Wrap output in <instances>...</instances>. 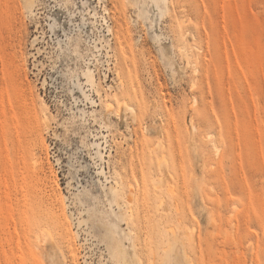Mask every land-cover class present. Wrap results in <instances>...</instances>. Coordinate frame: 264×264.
I'll list each match as a JSON object with an SVG mask.
<instances>
[{"label": "rangeland", "instance_id": "374dc122", "mask_svg": "<svg viewBox=\"0 0 264 264\" xmlns=\"http://www.w3.org/2000/svg\"><path fill=\"white\" fill-rule=\"evenodd\" d=\"M26 2L0 0V264H264V0Z\"/></svg>", "mask_w": 264, "mask_h": 264}, {"label": "bare ground", "instance_id": "6f19581e", "mask_svg": "<svg viewBox=\"0 0 264 264\" xmlns=\"http://www.w3.org/2000/svg\"><path fill=\"white\" fill-rule=\"evenodd\" d=\"M27 5L29 6V8L31 9V6H32V0H27ZM112 108V107H111ZM2 113H3V111H2ZM123 255V256H122ZM125 255H126V252L125 251H123V250H118L117 251V253H116V256H121L122 257V261H123V263H125L126 264V262H127V260H126V258H125Z\"/></svg>", "mask_w": 264, "mask_h": 264}]
</instances>
